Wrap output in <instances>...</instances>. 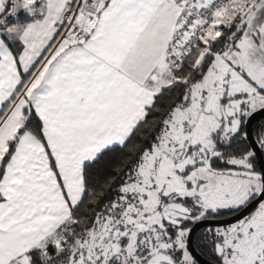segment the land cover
Here are the masks:
<instances>
[{"label": "snow or ice", "instance_id": "snow-or-ice-1", "mask_svg": "<svg viewBox=\"0 0 264 264\" xmlns=\"http://www.w3.org/2000/svg\"><path fill=\"white\" fill-rule=\"evenodd\" d=\"M261 113L264 0H0V264H264Z\"/></svg>", "mask_w": 264, "mask_h": 264}, {"label": "trees", "instance_id": "trees-1", "mask_svg": "<svg viewBox=\"0 0 264 264\" xmlns=\"http://www.w3.org/2000/svg\"><path fill=\"white\" fill-rule=\"evenodd\" d=\"M170 102V94H166L161 99L162 105H167ZM162 110V109H161ZM156 119V117L149 118V125H146L145 128H148L152 121ZM139 135H147V133L142 132ZM135 142V141H134ZM126 151L117 148L115 151L106 152L94 165H92L89 169L90 176L92 178V183L96 184L97 182L102 186L101 188H97L98 193L104 195L107 198H110L114 193L108 192V187L105 184V180L112 181V187H116V183L118 182V176L120 171L123 168V162L126 160ZM89 202L95 203V201H86L85 206L81 208L82 212L91 213L92 209L87 207Z\"/></svg>", "mask_w": 264, "mask_h": 264}, {"label": "flooded vegetation", "instance_id": "flooded-vegetation-1", "mask_svg": "<svg viewBox=\"0 0 264 264\" xmlns=\"http://www.w3.org/2000/svg\"><path fill=\"white\" fill-rule=\"evenodd\" d=\"M264 126V114L260 115L257 118L252 119L251 124L249 125L250 130L252 131L253 136L256 132L261 130V127ZM262 161H257L259 164H264V156H262ZM194 229L191 235V242L193 250L201 256L204 260L217 264L215 257L211 254L210 244L208 243L209 238L204 235L205 226L201 224L200 226L189 225ZM199 261V260H198ZM199 264H206L205 262L199 261Z\"/></svg>", "mask_w": 264, "mask_h": 264}, {"label": "water", "instance_id": "water-1", "mask_svg": "<svg viewBox=\"0 0 264 264\" xmlns=\"http://www.w3.org/2000/svg\"><path fill=\"white\" fill-rule=\"evenodd\" d=\"M262 114H264V113L257 114L254 118H257V117H259V116L262 115ZM254 118H253V119H254ZM258 160H259V161H262L263 158L260 157ZM224 219H231V217H224ZM194 226H196V225H194ZM193 251H194V250H193ZM194 253H195V255L197 256V259H198L199 261L205 262L206 264H214V263H212V262H209V261L204 260V259H203L201 256H199L195 251H194Z\"/></svg>", "mask_w": 264, "mask_h": 264}]
</instances>
